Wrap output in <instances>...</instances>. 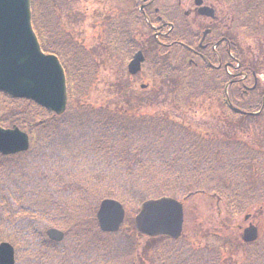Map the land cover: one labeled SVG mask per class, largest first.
Returning <instances> with one entry per match:
<instances>
[{"label": "rangeland", "instance_id": "1", "mask_svg": "<svg viewBox=\"0 0 264 264\" xmlns=\"http://www.w3.org/2000/svg\"><path fill=\"white\" fill-rule=\"evenodd\" d=\"M37 1L41 13L39 22L46 34L48 30L47 37L51 46L69 50L73 54L70 58L75 62V73L79 81L77 82L79 84L77 101L69 102L65 114L62 116L70 118L76 115L77 119L82 118L84 121L86 116L94 114L102 121V127L109 129L111 124L104 122L107 120V116L114 117L118 115V112L122 113L126 109L139 111V114L136 115L146 117L143 122L148 123L147 126L153 127V133L160 128L164 130L163 146L165 151L177 142L175 136L179 131L184 130L186 138L183 140L188 146L189 153L188 157L177 165L178 172L189 176H199L202 171L206 170L205 173H208V168H211L212 171L220 175L216 179H222L219 182L221 184L213 185L214 187L210 188L217 190L218 194H214L213 190L207 189V187L201 188V193L196 194L192 183L191 185L187 184L189 185L187 190L184 189L186 183L181 185L180 190L179 187H174L178 188V199L184 202L186 211L184 232L176 245V247H180V250L168 243L170 249L175 248V258L181 262L182 254L186 253L190 260H207L209 264H264V259L260 262L253 261L261 253L264 254V172L256 169V162L252 166L240 167L235 159L231 160L232 163H228L226 158L233 154L236 142L239 143V146L244 145L249 149L250 145L256 143L264 152V135L260 131H252V128L243 129L238 124L226 123L219 102L206 93L203 86L192 85L189 94H186L185 97L186 104L178 106V100L175 101L171 96L172 84H162L158 78L149 77L148 67L143 74V79L158 95L156 96L154 93V97L149 96L151 98L143 99L139 92L141 84L134 81V88L136 87L138 93L130 99L126 98L124 89L127 85L123 82V71L126 68L124 60L122 62L119 57L111 56L104 48L105 46H99V38L97 39L93 34L97 30L94 29L91 22L98 21L94 12V3L79 4L78 0ZM109 5L107 3L108 7ZM261 7L264 8V5ZM87 11L89 12L86 14ZM125 24L128 26V33L132 32L128 20L125 21ZM256 36L264 40V30L261 31L260 36L258 33ZM254 45L259 54L258 58L264 60V41H255ZM161 60L157 58L154 63L157 66H164ZM185 67L192 69L188 65ZM261 68L264 69V67ZM186 70L189 71V69ZM196 72L197 74L191 80L193 84H197V80L203 76L198 74L199 71ZM157 90L158 92H156ZM34 105L29 100L17 99L0 93V122L9 124L8 126L11 127L18 126L21 130L29 133L28 125L33 123L39 125L44 120L47 121L49 116L58 117L39 105L35 103ZM42 111H45L48 116L44 117ZM67 112L71 114L66 115ZM112 124L116 128L117 122L113 121ZM85 125L83 122L82 126ZM96 132L98 133L91 131L89 144H86L88 141L81 144L90 148V144L94 143L99 149H102L110 142L109 137L102 139L103 129L100 128L99 131L96 129ZM190 139L199 140L202 144H195V147L191 149L192 155H190ZM199 147H201L200 150ZM206 151L209 152L208 155H204L207 153ZM210 160L213 165L207 168L206 164ZM166 161H168L167 158ZM52 176L51 174L47 178L51 180ZM192 179L195 180V178ZM208 179L209 183L217 182L212 176ZM242 181H245V191ZM247 188L248 190H246ZM202 189L205 190L202 192ZM220 189L232 193L239 208L241 207V216L236 219L232 218L229 201L219 194ZM41 192L39 190L37 194H41ZM171 193L176 195L173 188H162L151 192L149 197L154 199L171 197ZM186 194L189 197H186ZM100 201L92 200L91 203L94 204L88 205L81 216L78 212L71 214L74 216L78 214L80 221H77L73 216H66L64 226L56 227L66 233L67 239L61 244L54 245L53 254L44 253L41 251L44 248L35 246V243L33 244L35 250H33L28 241L21 239L17 231L20 230V227L38 224L37 233H40L39 237H42L48 227H53L50 225L51 223L49 221L46 223L43 219L37 223L27 216L29 215L27 206L22 200L21 203L15 200V203L10 204L7 200L3 201L0 207V240L4 237L5 241H9L7 238L16 237L15 241L20 243V246H16L17 261L22 263L25 261L26 264H28L30 250H37L39 258L36 264H159L158 250L160 248L158 247L163 243L158 238H149L136 231L135 218L138 213L136 205L125 204L126 219L121 232L119 231L114 238L102 233L99 229L96 211ZM40 212H42L40 209H33L30 215ZM249 214L252 218L248 223H245L244 219ZM26 222L28 224L24 226L23 224ZM249 223L261 227V240L253 246H244L239 239L237 228L239 226L245 228ZM5 233L7 234L4 235ZM11 234L13 235L9 236ZM210 235L214 236V241L209 237ZM124 237L131 243L132 251L128 257L117 256L112 250L115 241H117L116 247L126 246ZM11 244L14 243L11 242ZM39 252L42 253L39 254ZM110 258H114V260Z\"/></svg>", "mask_w": 264, "mask_h": 264}, {"label": "trees", "instance_id": "2", "mask_svg": "<svg viewBox=\"0 0 264 264\" xmlns=\"http://www.w3.org/2000/svg\"><path fill=\"white\" fill-rule=\"evenodd\" d=\"M78 1L79 4H83L82 0ZM46 51L59 55H66L69 52V79L70 85L75 91L74 95H70V102L77 101V88L79 87L77 82L79 81L75 73V62L69 58L73 56L72 52L67 49L53 48L52 46ZM123 82L127 85L124 89L125 97L128 99L134 97L130 82L127 80ZM178 106L180 105L178 104ZM42 113L44 117L48 116L45 111H42ZM69 114L71 113H66V115ZM136 114H139V111L126 109L122 113L118 112V115L114 117L107 116V120L104 122L111 124L109 129H104L102 121L94 114L86 116L84 121L82 118L77 119L76 115L70 118L49 116L47 121L44 120L39 125L37 123L36 125L35 123L28 125L30 135L34 138L31 150L28 153L13 157L0 156V184H6L10 190L6 198L7 202L9 204L15 203V200L17 201L19 197L21 198L26 194L35 195L37 194L35 190L38 189L45 193L52 191L53 198L66 199L69 194H66L64 190L66 186L68 188L72 186L84 192H97L99 200L114 198L125 203H133L137 207L146 200L154 199L149 197V194L162 188H173L176 195L171 194L176 197L179 192L177 191L178 188L174 187H179L180 190L181 185L184 183H186L185 190L192 183L196 193L201 192L200 189L203 187L210 189L213 185L221 184L219 182L222 179H216L220 175L208 168V166L213 165L211 160L206 164L209 172L205 173L207 171L204 170L199 176L181 174L176 170L180 161L187 158L189 153L188 146L183 140L186 138L183 133L184 130L179 131L178 135L175 136L177 142L165 151L163 146L164 130L160 128V130L153 133V127L147 126L148 123L143 122L146 117ZM113 121L117 122L116 128L112 124ZM83 122L86 124L85 126H82ZM100 128L103 129L102 139L109 137L110 142L108 144L104 145L102 149H99L94 143L90 144V148H86L85 144H81L87 141L86 144H89L91 131L98 133L96 129L99 131ZM190 141V155H192L191 149L195 147V144H202L201 141L196 139H190ZM195 149L198 150V148ZM200 149L201 147H199ZM208 154L209 152L204 153V155ZM166 158L169 162L166 161ZM51 174L53 176L49 180ZM210 176L216 179L217 182L209 183L208 178ZM191 178H195V180H191ZM242 182L245 191V181ZM188 183L189 185H187ZM204 190L202 189V192ZM213 192L218 194L217 190H213ZM224 192H226L224 189L219 190L220 195ZM227 193L232 197V193ZM181 196L184 195L181 194ZM81 198L84 199V196L81 195ZM2 204L3 202L0 203V207ZM84 210L78 211L80 216L84 214ZM61 213L64 216H73L77 221L81 220L78 214L76 216L65 214L59 206L54 207L47 213L40 212L35 214L36 216L33 215V220L38 223L43 219L46 223L49 221L53 227H60L64 226L66 221V219L60 217ZM37 225L35 228H37ZM19 229L17 230L19 236L26 233L31 235L28 228L20 227ZM15 238L7 239L20 246ZM123 239L126 241V246L116 247L117 241H115L112 250L117 256L128 257L132 251L131 243L127 241L126 237ZM0 241H4V237ZM33 242L35 241H29L30 244ZM262 259H264V254L261 253L258 261L260 262ZM34 262L33 264L38 263L37 260ZM23 263L25 262L23 261Z\"/></svg>", "mask_w": 264, "mask_h": 264}, {"label": "flooded vegetation", "instance_id": "3", "mask_svg": "<svg viewBox=\"0 0 264 264\" xmlns=\"http://www.w3.org/2000/svg\"><path fill=\"white\" fill-rule=\"evenodd\" d=\"M82 1L94 3L98 21L93 26L97 35L115 32L117 0ZM124 1L130 26L135 24L137 30H143L135 44L130 40L133 48L169 51L163 55L164 60L171 51L185 54L196 71L205 72L209 93L224 95L233 111L248 121L263 113L264 74L259 70L264 67V60L258 58L254 43L264 41L256 36L264 30V1Z\"/></svg>", "mask_w": 264, "mask_h": 264}, {"label": "water", "instance_id": "4", "mask_svg": "<svg viewBox=\"0 0 264 264\" xmlns=\"http://www.w3.org/2000/svg\"><path fill=\"white\" fill-rule=\"evenodd\" d=\"M30 0H0V91L15 98L33 100L57 113L65 112L67 104L66 80L62 66L54 56H45L37 42L31 25ZM138 54L130 66L132 74L140 70L143 61ZM29 149L28 136L19 129L0 127V153L11 155ZM121 204L105 200L100 206L98 220L103 231H117L124 221ZM184 215L179 203L171 198L152 200L142 205L135 223L139 233L157 237L168 234L179 238ZM50 238L61 241L64 234L56 229L48 231ZM258 238V230L251 226L244 232L247 243ZM3 264H13L14 251L9 244L0 246ZM0 260V264H1Z\"/></svg>", "mask_w": 264, "mask_h": 264}, {"label": "bare ground", "instance_id": "5", "mask_svg": "<svg viewBox=\"0 0 264 264\" xmlns=\"http://www.w3.org/2000/svg\"><path fill=\"white\" fill-rule=\"evenodd\" d=\"M261 69H263V68H261ZM261 69L259 70V72H260V74H263L264 69L263 70H261ZM250 147L251 148L249 149L248 147H246L244 145L238 146L236 149L238 154L233 152V154L228 155L230 158L226 157L227 162L232 163L231 160L235 159L236 162L240 164V167L250 166V165L252 166V164H254V162H256L257 163L256 169H260L264 172V164L261 161V159L258 157L259 155H261V150H260L259 146L256 143H253V145H250ZM219 161H220V159H219ZM254 172H256V171L254 170ZM38 191H39V189L35 190V192H38ZM64 191L66 192V194L67 193L69 194V197L66 199L53 198L50 191L47 193L42 191L41 194H35V195L26 194L24 196H21V198L20 197L18 198V201H20V203H21V200H22L25 203V205L27 206V213L29 214L27 216H30L31 219H34L33 215H30L31 210H33V209H40L43 213H47V212L51 211L54 207L59 206L63 209L65 214L71 215V214L76 213L82 209H86L88 207V205H90V204H94V203H91L92 200H94V202H98V200H99L97 192H95V191L94 192H88V191L84 192V191H80V190H78L72 186L70 188H68L66 186V189ZM9 192H10V190H9L8 186L4 183H1L0 184V203L3 201H6V198L8 197ZM81 195L84 196V199L81 198ZM173 198L181 206L182 213L185 217L186 211H185V207H184V202H181L180 199H178V196H176V197L173 196ZM51 199H52V202H51ZM99 211H100V208H97L96 220L98 219ZM231 216L234 219L241 216V209H239V212H232ZM60 217L62 219H67V217L64 216L62 213L60 214ZM26 224H28V222L24 223L23 225L26 226ZM35 227L36 226L34 224H31L28 227L26 226L25 228L26 229L28 228L30 230L29 233H31V235H28L26 233L25 235L21 236V239L28 241V243L30 240L35 241L32 244L29 243V245L31 246V248L33 250H35L34 245H33L35 243V246H40L41 248H44L43 250H41V251H44V253L53 254L54 245L55 244H61V242L65 241L67 239V235L65 232H63L64 238L61 241H56V240H53L52 238H50L47 231H46V233L43 232L42 237H39L40 233H37V228H35ZM121 228H119L117 231H114V232H107V231H103V230H101V232L116 238L115 235L119 231L121 232ZM34 234H36V236H34ZM157 238L160 239L161 243H163L158 247V248H160L159 249L160 251H158L159 252L158 253V261H159L158 263L159 264H171V263H173V264H209V262L207 260H199V261H193V259L190 260L189 255L186 253L182 254L183 258H182V261L180 262L178 259L175 258V253H174L175 248L170 249L168 247V243H171L176 247L177 242L180 239L179 238H177V239L172 238L168 234H161V235L157 236ZM165 241H167V242H165ZM241 243L244 246L255 245L253 243H250V242L247 243L245 241H241ZM13 245L17 246V244H13ZM176 248L178 250H180V247H176ZM36 251L30 250L28 264L35 263L34 261L39 258V255ZM254 256H255V254H254ZM110 259L114 260V258H110ZM0 260L2 261L1 264H3L6 259L4 256H1ZM253 261L259 262L257 257H255L253 259ZM13 264H23V263H20L18 261H13ZM24 264H26V263H24ZM210 264H212V263H210Z\"/></svg>", "mask_w": 264, "mask_h": 264}]
</instances>
